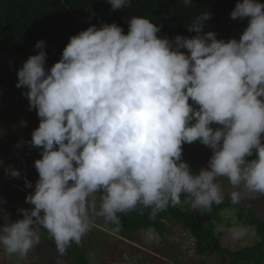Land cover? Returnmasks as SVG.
<instances>
[{
  "label": "clouds",
  "instance_id": "clouds-1",
  "mask_svg": "<svg viewBox=\"0 0 264 264\" xmlns=\"http://www.w3.org/2000/svg\"><path fill=\"white\" fill-rule=\"evenodd\" d=\"M107 3L130 7V0ZM229 15L247 18V26L227 41L203 32L208 12L187 24L191 38L159 37L161 28L142 17L128 18L127 34L102 22L71 36L47 70L45 42L35 43L15 87L27 89L21 95L39 121L30 141H21L41 149L33 163L38 179L24 180L32 191L25 196L31 207L17 209L22 219L5 214L0 225L5 254L22 260L43 230L63 256L98 221L117 236L121 214L147 209L155 217L182 195L210 213L225 200L221 178L233 189V205L264 197V3L237 0ZM194 142L211 151L196 171L182 158L183 146ZM4 171L21 176L11 166ZM224 230L233 242L248 234L242 223ZM156 238L154 229L145 232L147 243Z\"/></svg>",
  "mask_w": 264,
  "mask_h": 264
},
{
  "label": "trees",
  "instance_id": "trees-1",
  "mask_svg": "<svg viewBox=\"0 0 264 264\" xmlns=\"http://www.w3.org/2000/svg\"><path fill=\"white\" fill-rule=\"evenodd\" d=\"M264 3V0H258ZM237 0H192V7H184L182 0H130V7L121 10H112L107 0H0V52L8 55L28 53L29 56L36 55L34 45L37 41L45 42L47 59L46 70L58 62L63 48L71 36L86 30L90 26L99 27L100 23H116L122 27L124 34H127L128 18L132 16L149 19L159 26L161 31L159 37L167 36L173 38L182 35L191 38L195 33L187 31V24L203 13L211 14V20L219 25L224 17L230 19V12ZM231 20V19H230ZM238 31V38L247 26V18L244 20H231ZM203 32H208L203 27ZM184 51V50H182ZM5 77L0 74V84ZM6 93L0 97L4 99ZM191 103V101H189ZM4 120H13L18 117L23 120L27 129L32 131L38 127L36 111H28V104L20 102L16 107L1 111ZM213 127H216L213 125ZM0 225L10 221L22 219L17 214V208L12 206L13 202L21 203L27 195L25 189V178L35 184L38 174L33 167L35 160L40 159V151L33 148L19 149L12 151L14 141L11 132L4 133L0 130ZM264 142V141H262ZM25 150L26 152H24ZM211 151L205 146L194 142L183 146V160L186 161L193 171L206 166ZM251 158H254L251 157ZM249 158V159H251ZM11 166L21 173L20 178H12L5 175L4 169ZM28 207L25 208H30ZM190 205L185 203V197L181 196V203L175 207H169L166 211L149 216V210L143 215L137 212L121 214L122 230L117 236L111 235L108 231L102 233L113 237L136 243L139 240V233L154 229L158 238H162L168 231L169 224H175L182 228L192 240L194 252L201 258L200 264H207L206 256L215 254L223 264H261L264 263V218H261L253 206L241 202L233 205L230 201H224L220 205H213L212 210L233 209L237 223H242L247 228L256 232L259 241L239 249H228L223 247L220 235L215 231V224L211 221L204 222L199 216L190 210ZM105 230L107 225L98 221L93 230ZM88 235V234H87ZM37 255L39 258L53 261L67 258L69 264H90L89 254L86 245L81 242L77 246L73 244L68 248L65 255L60 256L55 249L51 239L46 232L41 231V240L28 254ZM153 264H169V258L156 252Z\"/></svg>",
  "mask_w": 264,
  "mask_h": 264
},
{
  "label": "rangeland",
  "instance_id": "rangeland-1",
  "mask_svg": "<svg viewBox=\"0 0 264 264\" xmlns=\"http://www.w3.org/2000/svg\"><path fill=\"white\" fill-rule=\"evenodd\" d=\"M205 28L208 32H215L218 40L223 39L227 41L230 38L238 39L239 30L227 17H224L219 25H215L210 18L205 22ZM28 57V53L8 55L0 52V74L5 77L4 82L0 84V97L3 93L7 92L4 99L0 100V130L4 133H12V135H10L12 141H14L12 151L15 149H31L27 144L21 143V141H30L32 130L27 129L25 123H21L23 120L20 119L21 117L19 118L20 114L13 120H4L1 114V111L16 107L20 102L28 104L27 99L21 95V93L27 91V89H17L15 87L17 83L16 71ZM17 143H21L20 148L16 147ZM33 149L37 151L36 148ZM25 150L23 151L26 152ZM219 182L223 189L224 201H229L228 194L233 189L226 179L221 178ZM24 191L28 194L32 190ZM241 202L253 206L258 215L264 218V197L244 199ZM12 206L17 209H27L25 207L29 205L25 203L24 199L21 203L13 202ZM189 208L204 222L211 221L215 224V231L220 235L221 244L225 248L235 250L259 241L256 232L252 228H248V234L242 241L233 242L229 238L228 233L224 229L237 223L235 211L233 209L221 210L219 212L212 210L210 213H204L203 210ZM99 229L100 230H93L83 238L88 254L90 252L95 254V264H153L156 252H162V254L167 256L169 258V264L201 263V258L194 252L192 240L182 228L175 224L170 223L169 229L163 237L158 238L156 235V240L151 243L146 242L144 232L139 233L138 242L131 243L121 238L110 237L102 233V231H105L103 228L100 227ZM206 259L207 264H223L215 254H208ZM0 264H69V262L67 258L53 261L51 258L42 259L37 255H32L31 257L27 255L21 260L15 255L8 256L0 249Z\"/></svg>",
  "mask_w": 264,
  "mask_h": 264
}]
</instances>
